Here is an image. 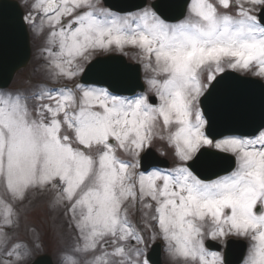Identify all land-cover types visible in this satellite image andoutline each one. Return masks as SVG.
I'll use <instances>...</instances> for the list:
<instances>
[{
	"label": "snow or ice",
	"instance_id": "6c2138e0",
	"mask_svg": "<svg viewBox=\"0 0 264 264\" xmlns=\"http://www.w3.org/2000/svg\"><path fill=\"white\" fill-rule=\"evenodd\" d=\"M25 3L24 22L44 37L42 79L0 87V264H28L41 247L18 230L45 197L66 241L58 264H149L158 239L170 264H225L206 239L229 236L247 241L241 264H264V122L209 133L235 117L229 72L264 80V0H184L180 18L151 0L136 11ZM128 49L145 91L123 94L114 80L126 70L96 59ZM156 141L172 149V167L142 163ZM205 146L229 158L222 174L194 171Z\"/></svg>",
	"mask_w": 264,
	"mask_h": 264
},
{
	"label": "water",
	"instance_id": "95a60500",
	"mask_svg": "<svg viewBox=\"0 0 264 264\" xmlns=\"http://www.w3.org/2000/svg\"><path fill=\"white\" fill-rule=\"evenodd\" d=\"M146 0H106V6L114 11H132L144 6ZM152 3L162 5L163 10L171 16L180 18L184 11L181 5L184 0H155ZM22 10L13 0H0V87H6L19 69L23 68L29 59L28 33L23 20ZM97 61L106 66L125 69L114 80V86L123 90V94L143 91L140 79V66L137 63L127 62L123 56L108 55L97 57ZM88 79L92 73L82 74ZM229 86L236 98L235 117L226 121L218 117L209 128L210 135L218 134H247L255 126L264 122V84L251 77H243L235 72L228 74ZM234 78V79H233ZM107 86V84L102 85ZM142 163L148 167H167L168 161L159 157L153 150L142 154ZM198 161L194 171L202 177L211 178L213 174H222L229 168L230 160L217 150L204 147L198 153ZM245 243L240 240H229L223 252L225 264H238L245 250ZM206 247L217 250L219 245L206 240ZM160 247L153 244L146 256L151 264H161ZM31 264H52L48 255L35 257Z\"/></svg>",
	"mask_w": 264,
	"mask_h": 264
},
{
	"label": "rangeland",
	"instance_id": "374dc122",
	"mask_svg": "<svg viewBox=\"0 0 264 264\" xmlns=\"http://www.w3.org/2000/svg\"><path fill=\"white\" fill-rule=\"evenodd\" d=\"M25 11H28V7L25 3V0H19ZM149 3V0H148ZM147 3V4H148ZM29 33H30V44H31V57L30 60L27 64V66L15 74L10 86L8 88H24L28 86L30 83L42 79V74H41V66H42V59L40 55V48L43 45V36H37L33 33L31 27H28ZM128 55H124L120 52L113 51L111 53H117L125 56L128 61L131 62H136L139 63L138 59H136L133 55L132 52L134 50L128 49ZM102 54H108V53H99L97 55H102ZM141 66V64H140ZM239 74V73H238ZM145 71L143 67L141 66V79L145 85L144 91L147 89V84L145 83ZM250 75V74H248ZM251 76V75H250ZM258 77H256L257 79ZM260 79V78H259ZM261 80V79H260ZM78 82V78L76 81H70V82H65L71 85L72 83ZM262 83H264V80H262ZM152 150H154L159 156H162L166 158L169 161V167H172L174 165V157H173V151L170 148V146L167 144L166 141H156L153 143L151 146ZM56 215V213L49 208L47 198H38L36 199L31 207L27 210L26 213H22V218H21V224L20 228L18 230V235L21 238H31L33 235V232L35 235L38 236L39 240L38 242L41 244V247L34 248L32 251L31 256L28 259V262L32 259L37 254L40 253H48L50 257L52 258V261L54 264H58V249L66 242L65 240H62L60 236L53 232L51 228L52 224V219ZM137 219L139 217L137 216ZM142 226V225H141ZM233 238H238L234 236H229ZM227 237V238H229ZM226 238V239H227ZM210 239V238H208ZM214 240L220 244H224V241L226 240ZM241 239V238H240ZM243 240V239H242ZM160 242L161 244V260L162 264H170L169 257L167 255L166 249H165V244L163 240H156ZM247 244V241L244 240ZM153 241L149 240L147 244L146 251L148 250L149 246L152 244ZM210 251V250H209ZM222 255V252L219 251ZM247 252V248L245 251V254Z\"/></svg>",
	"mask_w": 264,
	"mask_h": 264
}]
</instances>
